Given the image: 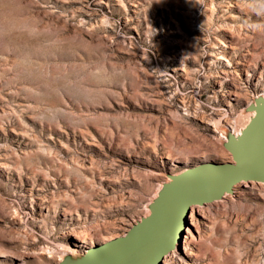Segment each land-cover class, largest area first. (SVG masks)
Instances as JSON below:
<instances>
[{
	"label": "rangeland",
	"instance_id": "1",
	"mask_svg": "<svg viewBox=\"0 0 264 264\" xmlns=\"http://www.w3.org/2000/svg\"><path fill=\"white\" fill-rule=\"evenodd\" d=\"M263 120L264 0H0V264L131 243L264 163ZM236 173L115 264H264V172Z\"/></svg>",
	"mask_w": 264,
	"mask_h": 264
},
{
	"label": "bare ground",
	"instance_id": "2",
	"mask_svg": "<svg viewBox=\"0 0 264 264\" xmlns=\"http://www.w3.org/2000/svg\"><path fill=\"white\" fill-rule=\"evenodd\" d=\"M264 121V120H263ZM249 131V130H248ZM251 131V130H250ZM245 133V132H244ZM248 133V132H247ZM250 136V135H249ZM251 163H256V164H263L262 161L260 160H253V161H250ZM264 162V161H263ZM193 168H186L185 170H192ZM218 170L214 169L212 171V173L205 179L204 178V181L202 180V182L196 184V186H193L191 189L187 190L186 191H183V193H178L177 195H175L174 197L178 198L179 196L181 195H184V194H187L188 192L192 191L193 189L197 188L198 186H201L202 184H204L206 181H208L211 177V175L215 174V173H218L216 172ZM236 172H239L240 175H241V178L244 177V175L248 176L250 179L251 178H255L257 177V175L260 173V172H255V171H238V170H233V169H225L221 172V177L215 182L213 183L211 186H209L208 188L202 190V191H199L189 197H184L160 222H158L156 224V226L149 232L148 236H147V239L146 241L147 244L149 245V241L151 240H154L156 241V236L158 234H160V232L166 227L169 225L170 221L176 216V214L178 215L179 212L182 213V214H187L189 208H194V205L201 202L203 199H205L207 196L211 195L221 184H223L228 178L231 177V174L232 173H235L237 174ZM234 174V175H235ZM239 175V176H240ZM247 177V178H248ZM249 179V180H250ZM242 181V180H241ZM253 181V180H252ZM258 181V180H257ZM246 182V181H245ZM244 182V183H245ZM243 183V184H244ZM263 183V182H262ZM191 184V183H190ZM185 187V186H184ZM187 187V186H186ZM166 191V190H165ZM174 197L171 198V200H174ZM161 212V211H160ZM159 212V213H160ZM159 213L157 215H159ZM156 215V216H157ZM155 216V218H156ZM154 218V219H155ZM175 222V221H174ZM171 224V223H170ZM173 224V222H172ZM143 229V228H142ZM146 229V227H145ZM144 230V229H143ZM141 231V230H140ZM166 231V230H165ZM162 233V232H161ZM161 235V234H160ZM164 235V234H163ZM136 236V235H135ZM140 236V235H139ZM138 236V237H139ZM122 237V236H121ZM134 237V236H133ZM137 237V238H138ZM125 238V237H124ZM135 238V237H134ZM135 238V240L137 239ZM123 238H120V237H111V238H108V242L107 243H103L101 244L100 246H110L112 244L113 248L109 253H107L106 255H104L102 258H97L96 260L94 261H91L87 264H105L106 262L110 261L112 258H114L115 256H117L119 253H121L124 249H127L130 245H132V243L135 241V240H131V243H128L126 245L123 246ZM111 241V242H110ZM116 241V242H115ZM130 242V241H129ZM127 247V248H126ZM143 247V246H142ZM139 248V250L142 249ZM89 255V254H88ZM110 256V257H109ZM108 257V258H107Z\"/></svg>",
	"mask_w": 264,
	"mask_h": 264
},
{
	"label": "water",
	"instance_id": "3",
	"mask_svg": "<svg viewBox=\"0 0 264 264\" xmlns=\"http://www.w3.org/2000/svg\"><path fill=\"white\" fill-rule=\"evenodd\" d=\"M234 167L238 171H255V172H264V163L263 164H254L251 162H238L236 164L230 165ZM225 170L224 168L219 170L218 173L211 175L210 179L206 181L201 186L193 189L192 191L188 192L187 194L181 195L178 198L174 199L165 209H163L159 215L150 223V225L143 231V233L130 245L127 249L119 253L117 256L112 258L110 261L106 262L105 264H115L122 260L124 257L129 255L133 252L136 248H138L146 239L149 232L156 226L158 222H160L184 197H189L199 191H202L213 183H215L220 177L221 172Z\"/></svg>",
	"mask_w": 264,
	"mask_h": 264
}]
</instances>
